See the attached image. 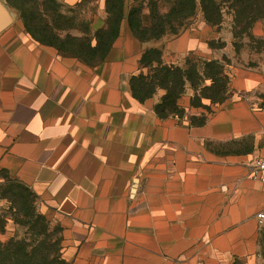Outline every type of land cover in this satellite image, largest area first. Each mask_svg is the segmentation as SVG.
<instances>
[{
	"label": "crops",
	"instance_id": "crops-1",
	"mask_svg": "<svg viewBox=\"0 0 264 264\" xmlns=\"http://www.w3.org/2000/svg\"><path fill=\"white\" fill-rule=\"evenodd\" d=\"M145 47L125 21L89 65L22 24L1 31L0 165L60 225L73 264H245L262 231L264 186L250 176L264 105L245 95L203 123L160 117L131 90ZM255 86L236 77L240 94Z\"/></svg>",
	"mask_w": 264,
	"mask_h": 264
},
{
	"label": "rangeland",
	"instance_id": "rangeland-1",
	"mask_svg": "<svg viewBox=\"0 0 264 264\" xmlns=\"http://www.w3.org/2000/svg\"><path fill=\"white\" fill-rule=\"evenodd\" d=\"M201 1L207 13L199 6ZM0 2L12 16V24H22L24 33L33 40L71 57L91 53L87 41L94 39L95 30L107 18L103 10L106 0H83L74 9L59 3L57 8L48 5L46 15L41 3L35 4L36 0ZM197 3L195 14L187 17L174 14L182 6L178 0H126L127 13L142 6L145 14L149 12L148 6L158 11L161 26L166 30V35L158 40L142 43L146 47L139 54V72L135 76H153L155 68H168L173 75L167 80L174 83L169 93L158 88L154 96L143 102L154 101L155 109L166 98L165 115L191 123H201L240 96L251 95L264 105V0H214V4L210 0H197ZM134 49L137 48L133 46L131 50ZM158 60L162 65H158ZM90 62L93 63L89 59ZM247 73L251 85L256 86L249 93L240 94L235 88L236 77ZM163 78L159 83H165ZM43 210L31 190L0 165V242L14 239L26 244L28 250V246L39 248L38 244L46 240L50 259L73 264L64 258L60 225ZM33 217L42 220L33 226ZM37 233L43 236L35 238ZM247 263L264 264V227L258 253Z\"/></svg>",
	"mask_w": 264,
	"mask_h": 264
},
{
	"label": "trees",
	"instance_id": "trees-1",
	"mask_svg": "<svg viewBox=\"0 0 264 264\" xmlns=\"http://www.w3.org/2000/svg\"><path fill=\"white\" fill-rule=\"evenodd\" d=\"M83 1V0H82ZM182 3L179 5V10L174 11V14L181 16V14H187V17L193 16L196 9L198 8L197 0H178ZM214 4V0H210ZM242 2L249 0H241ZM41 3L42 12L46 15L48 13V5L50 7H58L55 0H36L35 4ZM34 4V7H35ZM204 2L201 1L199 6L204 13H207V8L204 6ZM148 14H145V8L142 6L140 10L131 9L128 13L126 12V0H106L105 2V13L107 18L105 20L104 27L95 31L94 39L87 41V47L91 52L88 56H80V59L89 65H94L102 62L112 49L116 39L120 35L122 24L126 21L128 28L141 43L149 42L151 40H158L162 36L166 35V30L161 26L162 16L160 13L148 6ZM60 17V16H58ZM163 18H168L164 16ZM174 35H178L177 33ZM93 61V63H89ZM158 65H162L161 60L157 61ZM153 76L140 74L133 76L130 80L131 90L134 98L143 102L144 100L150 99L157 92V89H163L169 93L171 89V78L173 73L168 68H155L153 70ZM164 84L159 83L162 76ZM159 83V84H158ZM167 102L166 98L162 100V103ZM159 104L155 108V112L160 117H168L165 112L168 110L166 105ZM203 120L201 123H203ZM30 193V192H28ZM31 194H33L31 192ZM34 195V194H33ZM35 196V195H34ZM34 216V213H33ZM33 226L38 223L42 218L33 217ZM42 233L35 234V238L42 237ZM37 241V239H36ZM39 243L38 247L28 246L11 239L6 243L0 242V264H60L56 260L49 258V254L46 251V240Z\"/></svg>",
	"mask_w": 264,
	"mask_h": 264
},
{
	"label": "built area",
	"instance_id": "built-area-1",
	"mask_svg": "<svg viewBox=\"0 0 264 264\" xmlns=\"http://www.w3.org/2000/svg\"><path fill=\"white\" fill-rule=\"evenodd\" d=\"M252 181L264 186V157L259 159L251 170ZM257 224L260 228L264 227V209L256 216Z\"/></svg>",
	"mask_w": 264,
	"mask_h": 264
},
{
	"label": "water",
	"instance_id": "water-1",
	"mask_svg": "<svg viewBox=\"0 0 264 264\" xmlns=\"http://www.w3.org/2000/svg\"><path fill=\"white\" fill-rule=\"evenodd\" d=\"M12 21V16L7 7L0 3V32L7 28Z\"/></svg>",
	"mask_w": 264,
	"mask_h": 264
}]
</instances>
